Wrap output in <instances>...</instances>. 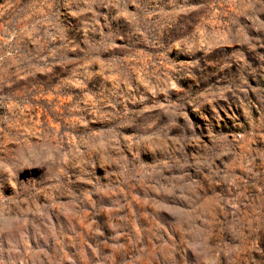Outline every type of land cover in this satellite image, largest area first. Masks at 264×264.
Listing matches in <instances>:
<instances>
[{
  "label": "rangeland",
  "instance_id": "rangeland-1",
  "mask_svg": "<svg viewBox=\"0 0 264 264\" xmlns=\"http://www.w3.org/2000/svg\"><path fill=\"white\" fill-rule=\"evenodd\" d=\"M0 264H264V0H0Z\"/></svg>",
  "mask_w": 264,
  "mask_h": 264
}]
</instances>
